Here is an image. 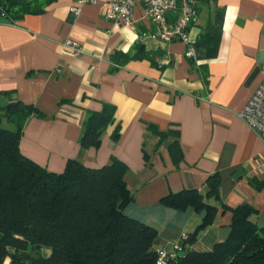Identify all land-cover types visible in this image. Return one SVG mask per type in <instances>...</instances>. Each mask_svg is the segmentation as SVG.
<instances>
[{
	"label": "crops",
	"instance_id": "crops-1",
	"mask_svg": "<svg viewBox=\"0 0 264 264\" xmlns=\"http://www.w3.org/2000/svg\"><path fill=\"white\" fill-rule=\"evenodd\" d=\"M107 8V0H56L42 14L0 22V110L16 97L42 113L27 120L21 153L53 172H61L70 158L101 167L115 156L128 168L125 180L134 196L126 213L155 227L158 245L167 249L201 217L191 209L166 207L160 199L182 189L204 193L211 174L220 177L223 204L249 203L256 210L253 219L264 225V142L238 117L262 78L264 0H197L187 43H145L162 52L154 59L163 68L145 58L115 65L112 54H132L138 34L154 26L141 2L132 10L133 26L107 19ZM69 38L81 44L79 56L62 52L61 43ZM102 102L115 106L114 123L98 148L82 149L87 111L99 110ZM117 123L120 137L112 143ZM150 124L179 131L177 164L167 148L171 138L158 143ZM231 219V211L219 205L193 247L205 250L224 240Z\"/></svg>",
	"mask_w": 264,
	"mask_h": 264
},
{
	"label": "trees",
	"instance_id": "trees-1",
	"mask_svg": "<svg viewBox=\"0 0 264 264\" xmlns=\"http://www.w3.org/2000/svg\"><path fill=\"white\" fill-rule=\"evenodd\" d=\"M54 1L0 0V22L42 14ZM161 54L138 41L132 54L116 51L111 59L120 66L145 58L163 68L154 59ZM114 111L109 102L87 111L79 137L82 149L98 148L106 128L114 123ZM41 115L16 97L0 110V264L6 259L7 264H156V248L163 247L158 245V231L126 213L134 196L125 180L124 162L111 156L108 164L89 167L70 158L61 172H53L21 153L19 142L27 120ZM148 129L158 143L171 138L170 157L175 164L182 160L177 129L161 131L153 124ZM119 137L117 123L112 143ZM251 182L261 186L254 179ZM219 185L220 177L211 174L204 193L182 189L160 199L166 207L191 209L201 217L192 232L169 248L175 256L165 264H264V225L253 219L256 210L247 202L235 207L223 204ZM219 205L232 213L227 236L209 249L193 247L199 231L214 222Z\"/></svg>",
	"mask_w": 264,
	"mask_h": 264
},
{
	"label": "built area",
	"instance_id": "built-area-1",
	"mask_svg": "<svg viewBox=\"0 0 264 264\" xmlns=\"http://www.w3.org/2000/svg\"><path fill=\"white\" fill-rule=\"evenodd\" d=\"M78 2L94 4L97 0H78ZM138 2L143 4L145 19L154 26L153 30H145L138 34L139 41L144 44L157 41L164 46L176 39L186 43L189 41L188 30L196 20L197 0H107L105 17L116 24L133 26L132 10ZM73 10L78 13L80 7H75ZM61 48L63 53L71 56H79L83 50L81 44L71 38L64 40ZM192 54V50L187 52L188 56ZM261 72L259 85L238 112V117L264 142V64ZM173 247L177 248L176 245ZM156 251L158 253L156 264H165L166 259L175 256L172 249L157 247Z\"/></svg>",
	"mask_w": 264,
	"mask_h": 264
},
{
	"label": "rangeland",
	"instance_id": "rangeland-1",
	"mask_svg": "<svg viewBox=\"0 0 264 264\" xmlns=\"http://www.w3.org/2000/svg\"><path fill=\"white\" fill-rule=\"evenodd\" d=\"M8 263V259H6L5 263L4 264H7Z\"/></svg>",
	"mask_w": 264,
	"mask_h": 264
}]
</instances>
